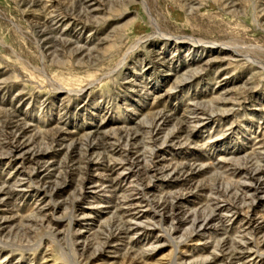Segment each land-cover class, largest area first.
Wrapping results in <instances>:
<instances>
[{
	"label": "rangeland",
	"instance_id": "rangeland-1",
	"mask_svg": "<svg viewBox=\"0 0 264 264\" xmlns=\"http://www.w3.org/2000/svg\"><path fill=\"white\" fill-rule=\"evenodd\" d=\"M153 23L216 49L166 43ZM193 109L213 119L197 124ZM263 113L264 0H0V189L13 192L0 264H230L220 244L243 240L231 215L250 203L235 169L251 158L264 170ZM21 142L52 163L12 159ZM181 194L182 220L160 213ZM247 232L256 253L238 264H264V229Z\"/></svg>",
	"mask_w": 264,
	"mask_h": 264
},
{
	"label": "bare ground",
	"instance_id": "bare-ground-1",
	"mask_svg": "<svg viewBox=\"0 0 264 264\" xmlns=\"http://www.w3.org/2000/svg\"><path fill=\"white\" fill-rule=\"evenodd\" d=\"M232 2V1H231ZM79 6V5H78ZM80 7V6H79ZM82 7V6H81ZM86 7V6H85ZM50 12V11H49ZM50 16V15H49ZM53 23V22H52ZM57 23V22H56ZM154 24V27H155V29H156V35H159V37L161 38V39H163V41H165L166 43H169V42H171L170 40L171 39H173V40H175V42H179V41H182V42H185V43H189V44H191L190 46H197V47H200V48H202L204 51H206L207 49H209V48H213V49H216V45H213V46H211V44L210 43H203V42H200V41H194V40H186V39H183V38H175V37H169V36H164L160 31H159V27H158V25L156 24V23H153ZM45 32V31H44ZM47 33V32H46ZM45 36V35H44ZM150 39H152V37H150L149 39H147V40H150ZM242 46V45H241ZM240 46V47H241ZM232 49V48H231ZM235 49V48H234ZM234 49H233V51H234ZM244 49H245V47H244ZM213 52V50L212 49H210V51L209 52ZM235 52H236V50H235ZM241 57V56H240ZM236 58H238V57H236ZM232 59V58H231ZM211 62V61H210ZM201 71H203V70H201ZM198 74V73H197ZM217 101V100H216ZM218 101H220V100H218ZM212 105H214V103H211ZM210 104V105H211ZM202 105V104H201ZM222 106V105H221ZM194 107V106H193ZM205 109H206V107H205ZM199 110L200 109H193V111H194V113L193 114H195V116H197V117H194V118H197V120L198 121H196L197 122V124H201L202 122H206V121H210V120H212L213 119V117H212V115H210V116H208V115H203V113H199ZM203 111V110H202ZM264 114V113H263ZM199 115H203L201 118H199L198 116ZM206 117V118H203V117ZM193 118V119H194ZM11 119V118H10ZM163 121H166V119L164 118V116L162 115V114H159L156 118H155V123L157 124L158 123V126L156 127V129H155V132H154V143L153 144H155L156 142H158V136H160L159 134H158V132H157V130H158V128L161 126V124L163 123ZM152 122V121H151ZM194 122V121H193ZM194 124V123H193ZM202 124H204V123H202ZM18 125V124H17ZM151 125V124H150ZM22 126V125H21ZM163 126V125H162ZM13 127V126H12ZM17 127V126H16ZM184 127V126H183ZM9 129H11V128H9ZM28 129V128H27ZM187 129V128H186ZM21 131V130H20ZM159 131V130H158ZM174 131V130H173ZM185 131V130H184ZM26 132V131H25ZM193 132V131H192ZM18 133V132H17ZM173 133H175V132H173ZM184 133V132H183ZM20 134V133H19ZM62 135L63 134H61L60 132H57L56 133V135H55V139H56V136L59 138H61L62 137ZM150 135V134H149ZM175 135H177V134H175ZM180 135V134H179ZM143 136V135H142ZM9 137V136H8ZM44 137V136H43ZM53 137V136H52ZM175 138H176V136H174ZM173 137V138H174ZM16 138V137H15ZM19 138V137H18ZM54 138V137H53ZM57 138V139H58ZM149 138V137H148ZM167 138V137H166ZM188 138H190V135H189V137ZM24 139V138H23ZM101 139V138H100ZM113 139V138H112ZM139 139V138H138ZM169 139V138H168ZM177 139V138H176ZM16 140V139H15ZM107 140V139H106ZM106 140H104L103 142H105ZM135 140V139H134ZM161 140V139H160ZM174 139H172L171 141H173ZM12 141V140H11ZM63 141V140H62ZM162 141V140H161ZM168 141V140H167ZM29 142V141H28ZM49 142V141H48ZM51 142V141H50ZM85 142H86V140H85ZM146 142V141H145ZM163 142H165V141H163ZM59 143V142H58ZM62 143H64V142H62ZM61 143V144H62ZM125 143V142H124ZM123 143V144H124ZM167 143V142H166ZM48 144V143H47ZM92 144V143H91ZM96 144V143H95ZM101 144V143H100ZM99 144V145H100ZM149 144V143H148ZM3 146H4V144H2ZM6 145V144H5ZM93 145V144H92ZM182 145V144H181ZM185 145V144H184ZM9 146V145H8ZM29 143H23V142H21L19 145H16V146H14L12 149H11V151H10V153H9V155H10V157L12 158V159H21L22 160V162L24 161V162H28V163H30V164H32V165H34V164H36L37 165V168H41V169H43V168H45L46 169V167L47 166H49L52 162H48V161H46L45 162V160H47L46 158H47V155L46 156H44L43 154H40V152L39 151H35V150H33V149H30L29 148ZM53 146V145H52ZM96 147H98V146H96ZM7 148V147H6ZM33 148V147H32ZM88 148V147H87ZM118 148V147H117ZM142 148V147H141ZM145 148V147H144ZM107 149V148H106ZM109 149V148H108ZM259 149H261L260 150V152H258L257 153V157H259V159L261 158V159H263L264 158V145L263 144H261L260 146H259ZM89 150V149H88ZM90 150H93V148L92 147H90ZM99 150V149H98ZM102 150V149H101ZM100 150V151H101ZM94 152V151H93ZM129 154V153H128ZM134 154H135V152H134ZM148 154V153H147ZM127 155V154H126ZM130 155V154H129ZM128 155V156H129ZM93 156V155H92ZM90 158V157H89ZM132 158V157H131ZM141 158V157H140ZM134 159V158H133ZM133 159H131V160H133ZM142 159V158H141ZM51 160V159H50ZM43 161V162H42ZM100 161V160H99ZM227 161V160H226ZM252 159L250 158V159H248L247 158V162L244 164L245 166H244V168H238V169H235V171H237V172H239L240 174H244L245 175V178H246V181H248V184L247 185H243V187H244V189H243V193H242V195L240 196V197H242V199L241 200H244L245 201V199L246 200H250L249 202V204H247L248 205V210L245 212V216H243V215H240L241 214V211L239 212L237 209V211H233L232 212V215H231V220H233V219H240V218H242L241 219V221L243 222V230H244V234H243V236H242V238H243V240L241 241V242H233L232 240H230V241H232V242H228V240H225L224 242L222 241L221 242V246H220V255H219V257L220 258H223L224 260H228V262L230 263V264H238L239 262H241L240 260H245L246 258H251L252 257V255H254L255 256V253H253V250L254 249H252L251 247H249V245H248V243H247V236L249 235L248 234V232L247 231H253V232H255V233H257V231H261V230H263L264 229V222L263 223H261V224H257L256 226H255V221L253 220L254 219V217L256 216V214H255V211H256V208H255V205L258 203V204H262V203H264V170H262V169H260V168H258V167H255V162L254 163H252ZM258 161V160H257ZM264 161V160H263ZM92 163V162H91ZM94 163V162H93ZM225 163V162H224ZM240 163V162H239ZM244 163V162H243ZM262 163V162H261ZM24 164V163H23ZM61 164H63L62 162H61ZM66 163H64V165H65ZM85 164V163H84ZM87 164V163H86ZM127 164V163H126ZM130 164H131V162H130ZM116 165V164H115ZM111 166V165H110ZM234 166V165H233ZM232 166V167H233ZM238 166V165H237ZM242 165L240 164V167H241ZM89 167V166H88ZM91 167V166H90ZM119 167V166H118ZM129 167V166H128ZM158 167H159V164H153V166H151L150 167V169H149V171L148 172H150V173H152V174H158L161 170L160 169H158ZM235 167H236V165H235ZM243 167V166H242ZM255 167V168H254ZM23 168V167H22ZM135 166H134V164H133V167L131 168V169H127L128 170V172L129 173H131L132 171H135ZM180 168V167H179ZM229 168V167H228ZM114 169V168H113ZM123 169V168H122ZM197 169V168H196ZM226 169V168H225ZM23 170V169H22ZM22 170H19L18 172H17V177L19 178V177H22V175H23V171ZM109 170H110V168H109ZM172 170V169H171ZM174 170H175V168H174ZM180 170V169H179ZM86 171V170H85ZM89 171V170H88ZM114 171V170H113ZM166 171V170H165ZM195 171V170H194ZM50 172V171H49ZM164 172V171H163ZM136 173H138V172H136ZM147 173V172H146ZM178 173V172H177ZM199 173H200V171H199ZM85 174V173H84ZM143 174H145V173H143ZM179 174V173H178ZM183 174V173H182ZM187 174V173H186ZM27 175V174H26ZM50 175V174H49ZM86 175V174H85ZM133 175V174H132ZM141 175V174H140ZM175 175V174H174ZM192 175V174H191ZM47 176V175H46ZM68 176V175H67ZM14 177V176H13ZM86 177V176H85ZM99 177V176H98ZM154 177V176H153ZM233 177V176H232ZM243 177V176H242ZM23 178V177H22ZM25 178V177H24ZM35 178V177H34ZM40 178V177H39ZM53 178V177H52ZM47 179V178H46ZM244 179V177L242 178V180ZM44 180V179H43ZM32 181V180H31ZM48 181V180H47ZM51 181V180H50ZM86 181V180H85ZM12 182V181H11ZM92 182V181H91ZM140 182V181H139ZM97 183V182H96ZM244 183H245V181H244ZM27 184V183H26ZM25 183H24V180H21V179H19L17 182H16V185H15V187L17 188V189H15L14 191H16V192H18V193H23L24 191L26 192V190L25 189H27V185H26ZM102 184V183H101ZM11 185V184H10ZM201 185V184H200ZM221 185V184H220ZM6 186V185H5ZM50 186V185H49ZM90 186V185H89ZM113 186V185H112ZM138 186H140V185H138ZM143 186V185H142ZM59 187V186H58ZM102 187V186H101ZM3 189H0V203L2 202V201H4L5 199H7V198H9L10 196H12V194H13V192H11V190H8L7 188V190L6 189H4V187H2ZM109 188V187H108ZM116 188V187H115ZM130 188V187H129ZM128 188V189H129ZM134 188V187H133ZM221 188V187H220ZM224 188V187H223ZM226 188V187H225ZM239 188V187H238ZM45 192H47L48 193V189L44 186L43 188H42ZM50 189H52V188H50ZM131 189V188H130ZM144 189V188H143ZM216 189V188H215ZM227 189V188H226ZM54 190H56V189H54ZM86 191V190H85ZM214 191V190H213ZM221 191V190H220ZM137 192V191H136ZM218 192V191H217ZM226 192V191H225ZM228 192V191H227ZM106 193H108V192H106ZM110 193V192H109ZM188 194H190V193H188ZM188 194H186V195H188ZM140 195V194H139ZM145 195V194H144ZM186 195H183V194H181V195H179V196H176L177 198H176V201H175V203H171V205H169V206H167V205H159L158 207H157V209L160 211V213L162 212L165 216H167V214H170L169 216H170V219H172V220H175V221H178V219H179V217H178V215L175 213V211H176V209H180V206H181V203H182V201H184V198H185V196ZM221 195V194H220ZM141 196V195H140ZM1 197H4L2 200H1ZM224 197V196H223ZM232 197V196H231ZM129 198V197H128ZM120 201V200H119ZM133 201V200H132ZM221 201V200H220ZM231 200H229V202H230ZM147 202V201H146ZM171 202V201H170ZM222 202V201H221ZM8 203V202H7ZM113 203V202H112ZM123 203V202H122ZM121 203V204H122ZM132 203V202H131ZM151 203V202H150ZM231 203V202H230ZM167 204H169V203H167ZM227 204V203H226ZM126 205V204H125ZM124 205V206H125ZM130 205V204H129ZM220 205V204H219ZM228 205V204H227ZM148 206V205H147ZM167 206V207H166ZM235 206V205H234ZM130 207V206H129ZM169 207V208H168ZM236 207V206H235ZM116 208H118V210L120 209V207H116ZM232 208V207H231ZM131 209V208H130ZM135 209V208H134ZM170 210L171 212L169 213V211L168 212H165V211H167V210ZM214 209H215V207H214ZM220 209H222L221 207H220ZM230 209V208H229ZM114 210H115V208H114ZM117 210V211H118ZM126 210V209H125ZM242 210V209H241ZM44 211V210H43ZM128 211V210H127ZM211 211H212V209H211ZM228 211V210H227ZM232 211V210H231ZM41 213H42V211H40ZM131 212V211H130ZM134 212V211H133ZM118 213V212H117ZM125 213V212H124ZM127 213V212H126ZM167 213V214H166ZM231 213V212H230ZM45 214V213H44ZM116 214V213H115ZM129 214V213H128ZM202 214H203V212H202ZM39 215V214H38ZM219 217H221V215L219 216ZM132 218H134V217H132ZM223 218V217H222ZM32 220V219H31ZM113 220V219H112ZM123 220H125V219H123ZM130 220V219H129ZM179 220H182V219H179ZM216 220V219H215ZM127 221V220H126ZM125 221V222H126ZM134 221H136V220H134ZM213 221V216H208L207 218H204V219H194L193 220V227L194 228H197V227H199V228H204V229H207V227L209 226V225H211V222ZM240 221V222H241ZM6 222V221H5ZM220 222L222 223V219L220 220ZM215 223V222H214ZM34 224H35V222H34ZM119 223H117V225H118ZM124 224V223H123ZM143 224V223H142ZM108 226V225H107ZM134 226H136V224H133V225H129L128 227L125 225L124 227H126V228H122L121 226H118V227H116L115 228V231L116 232H120V233H124V232H128V231H130L132 228H134ZM1 227V226H0ZM109 227V226H108ZM107 227V228H108ZM110 228V227H109ZM114 228V227H113ZM226 230H228V229H226ZM114 231V230H113ZM255 233H253L252 235L254 236V234ZM108 234V233H107ZM109 235V234H108ZM114 237V236H113ZM257 237V236H256ZM255 237V238H256ZM255 238H254V240H255ZM114 239V238H113ZM261 239V238H260ZM105 240V239H104ZM103 241V240H102ZM231 244L232 246H237L238 247V250H232L231 249V247H229V245ZM253 246V245H252ZM251 248V249H250ZM104 249V248H103ZM237 249V248H236ZM105 250V249H104ZM230 250H232V251H230ZM98 251V250H97ZM219 251V250H218ZM259 251V250H258ZM261 253V252H260ZM215 254V253H214ZM262 255H264V254H262ZM261 255V256H262ZM217 260V259H216ZM225 262V261H224ZM129 263V262H128ZM134 263V262H133ZM225 264V263H224Z\"/></svg>",
	"mask_w": 264,
	"mask_h": 264
}]
</instances>
